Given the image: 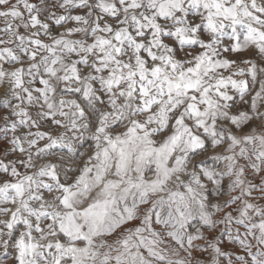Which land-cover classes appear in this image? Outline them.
I'll return each mask as SVG.
<instances>
[{
  "label": "snow or ice",
  "instance_id": "snow-or-ice-1",
  "mask_svg": "<svg viewBox=\"0 0 264 264\" xmlns=\"http://www.w3.org/2000/svg\"><path fill=\"white\" fill-rule=\"evenodd\" d=\"M0 264H264V0H0Z\"/></svg>",
  "mask_w": 264,
  "mask_h": 264
},
{
  "label": "rangeland",
  "instance_id": "rangeland-1",
  "mask_svg": "<svg viewBox=\"0 0 264 264\" xmlns=\"http://www.w3.org/2000/svg\"><path fill=\"white\" fill-rule=\"evenodd\" d=\"M75 14V13H74ZM247 55V54H246ZM12 157H9V159H11ZM207 163L208 164H211L212 163V161L211 160H209V161H207ZM207 257H205V259H206Z\"/></svg>",
  "mask_w": 264,
  "mask_h": 264
}]
</instances>
